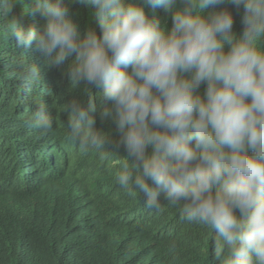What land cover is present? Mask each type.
Segmentation results:
<instances>
[{
	"label": "clouds",
	"instance_id": "clouds-1",
	"mask_svg": "<svg viewBox=\"0 0 264 264\" xmlns=\"http://www.w3.org/2000/svg\"><path fill=\"white\" fill-rule=\"evenodd\" d=\"M71 2L92 10L99 35H81L66 0H32L39 32L10 27L17 49L35 48L48 68L70 61V84L89 93L87 104L66 102L67 138L85 152L123 149L120 188L210 230L213 264H264V0ZM146 8L163 9L171 28ZM21 67L26 85L41 80L37 63ZM92 89L113 133L97 127ZM27 123L49 134L55 118L36 106Z\"/></svg>",
	"mask_w": 264,
	"mask_h": 264
},
{
	"label": "trees",
	"instance_id": "trees-1",
	"mask_svg": "<svg viewBox=\"0 0 264 264\" xmlns=\"http://www.w3.org/2000/svg\"><path fill=\"white\" fill-rule=\"evenodd\" d=\"M10 2L8 14L0 11V264H213L210 230L184 221L179 207L161 201L149 209L142 195L120 188L123 149L85 152L67 138L66 102L75 97L87 104L89 93L70 84V61L48 68L35 48L17 49L13 20L38 32L44 21L32 15V0ZM66 2L81 35L100 34L91 9ZM228 7L239 33L240 16ZM145 10L171 28L163 9ZM30 62L41 67V80L29 86L21 65ZM91 95L97 127L113 133L114 126L99 119L101 90ZM36 106L54 116L52 133L28 125Z\"/></svg>",
	"mask_w": 264,
	"mask_h": 264
}]
</instances>
